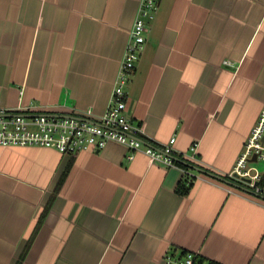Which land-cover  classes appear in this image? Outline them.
<instances>
[{"label": "crops", "instance_id": "crops-1", "mask_svg": "<svg viewBox=\"0 0 264 264\" xmlns=\"http://www.w3.org/2000/svg\"><path fill=\"white\" fill-rule=\"evenodd\" d=\"M139 3L0 0V110L102 116ZM125 91V116L153 146L174 137L186 156L196 145L194 166L252 191L226 176L264 111V0H158ZM130 154L113 142L72 157L0 147V264L29 240L21 264H166L187 252L264 264L263 199L192 169L178 196L183 170ZM247 167L264 176V162Z\"/></svg>", "mask_w": 264, "mask_h": 264}, {"label": "built area", "instance_id": "built-area-1", "mask_svg": "<svg viewBox=\"0 0 264 264\" xmlns=\"http://www.w3.org/2000/svg\"><path fill=\"white\" fill-rule=\"evenodd\" d=\"M158 9V0H140L139 8L129 32V42L119 65L117 78L111 92L110 102L104 114L94 118L90 112H72L67 115H56L35 112L31 107L13 112L0 110V147L2 148H42L57 152L65 157H72L81 152H100L110 143L124 146L130 155L143 154L151 164L159 163L166 167L173 166L172 146L175 138L168 144L157 148L141 138V126L135 125L124 114L127 99L125 88L135 69L145 42L146 23L153 20ZM264 111L260 113L255 126L251 129L242 153L240 154L230 179L248 178L249 188L256 194L264 196L257 184L260 176L250 174L253 157L255 163L264 162ZM193 145L189 153L183 156L189 162H195ZM234 175L237 177L235 178ZM197 180L204 181L199 176ZM229 193H232L229 190ZM166 264H207L199 253L187 252L180 258L170 255L165 257Z\"/></svg>", "mask_w": 264, "mask_h": 264}, {"label": "trees", "instance_id": "trees-1", "mask_svg": "<svg viewBox=\"0 0 264 264\" xmlns=\"http://www.w3.org/2000/svg\"><path fill=\"white\" fill-rule=\"evenodd\" d=\"M141 138L143 140H145L146 142L152 144L145 137L141 136ZM173 165L176 166L177 168L183 170L185 172V175L183 176L182 180L176 186L175 193L178 196H182V197L183 196H187L190 193V191H191V188L193 186L192 183H193V181L195 179L193 176H190L189 175V172H190L189 165H193L194 166L196 164H194L193 162H189L188 160L184 159L182 155H176V154L173 153ZM64 176H65V173L63 174L62 178L59 181V187H60V185L62 183V180H63ZM226 178H229V177L226 176ZM232 180H234V179H232ZM257 187L261 191H264V176L260 178V181L258 182ZM56 192H57V190H55V193L53 194V196L51 197V199L47 203V205H46V207L44 209L43 215L41 216V220H42L43 216L46 214V212L49 210V208H50V206H51V204H52V202L54 200V197H55ZM40 221H39V223H40ZM29 244H30V240L28 241V243H27L24 251L20 255V257H19V259H18V261H17L16 264H21V262L23 260V257H24V255L26 253V250L29 247ZM209 264H213V263H209Z\"/></svg>", "mask_w": 264, "mask_h": 264}, {"label": "water", "instance_id": "water-1", "mask_svg": "<svg viewBox=\"0 0 264 264\" xmlns=\"http://www.w3.org/2000/svg\"><path fill=\"white\" fill-rule=\"evenodd\" d=\"M263 141H264V137H263ZM251 162H252V163H255V158H254V157H253V159L251 160ZM189 168L192 169V170H194V171H196V172H198V173H200V174H202V175H204V176H206V177H209V178H211V179H213V180H216V181H219V182H222V183H225V184L233 185V186H235V187H237V188H239V189H241V190H243V191H246V192H248V193H250V194H252V195H255V196H257V197H259V198H261V199L264 200V196L259 195V194H256V193H254V192H252V191H249V190H245L244 188H241V187H239V186L233 184L232 182H230L229 180H227V179H225V178H223V177H220V176L215 175V174H213V173H210V172H208V171L202 170L201 168H198V167L193 166V165H189ZM234 177L236 178L237 176L234 175ZM247 183H249V181H248Z\"/></svg>", "mask_w": 264, "mask_h": 264}, {"label": "rangeland", "instance_id": "rangeland-1", "mask_svg": "<svg viewBox=\"0 0 264 264\" xmlns=\"http://www.w3.org/2000/svg\"><path fill=\"white\" fill-rule=\"evenodd\" d=\"M257 163H260V162H257Z\"/></svg>", "mask_w": 264, "mask_h": 264}]
</instances>
